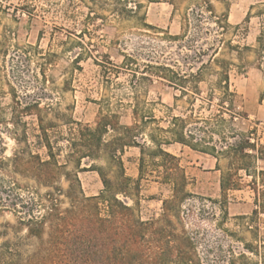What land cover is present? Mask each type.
<instances>
[{"label":"rangeland","instance_id":"rangeland-1","mask_svg":"<svg viewBox=\"0 0 264 264\" xmlns=\"http://www.w3.org/2000/svg\"><path fill=\"white\" fill-rule=\"evenodd\" d=\"M210 1L216 15L227 11L231 28L226 39L240 47H255L260 26L255 12L263 0ZM200 2L0 0V179L3 181L0 225H15L17 216L21 215H16L8 206L9 199L19 193L29 200L37 187L32 179L12 171L14 158L28 157L30 153L46 158L45 149L38 145L35 137L38 133L35 116L22 115L15 124L14 114L20 115L17 111L22 107L38 101L46 121L71 117L93 127L102 109L103 113L108 110L118 113L120 123L128 125L132 105L138 101L144 114L152 113L161 120L159 124L165 126L171 116L185 113V104L182 101L174 104L173 95L178 91L152 75L153 66L164 65L179 72L194 71L201 64L215 68L209 61L210 47L216 45L217 37L212 22L202 21L201 27L208 30L197 36L195 19L189 15L188 37L172 38L182 34L185 14ZM250 7H253L251 17L245 22ZM207 48L200 56L198 52ZM224 57L231 63L229 78L236 95V111L246 115L232 127L235 131L255 127L251 141L262 147L264 155V59L259 65L252 51H244L242 60L234 54ZM205 71V78L199 84L202 95L214 80V76ZM12 93L18 101L14 114ZM215 101L212 100L211 109L203 103L196 112L208 115L214 110ZM201 102L196 100L195 108ZM65 132L63 124L52 128L51 135L57 137V145L62 149L57 158L59 162L64 160L66 142L61 137ZM147 145L151 147L149 142ZM166 149L178 157L189 181L186 186L189 195L176 212H171V219L192 236L203 264H259V257L244 247L245 243H250L260 250L264 244V210L257 215L252 213L254 194L248 185L251 176L240 171V188L228 190L224 202L219 182L226 167L225 159L220 158L217 166L212 155L188 146L171 143ZM138 155L137 147H126L120 155L125 173L132 179L137 178ZM90 164L109 167L107 155L102 153L98 159L82 161L81 167L87 170L78 171L77 175L86 196L102 189L98 174L87 168ZM253 165L251 173L254 168L264 170L261 159L255 160ZM60 184L66 187L62 179ZM259 187L264 189V185ZM39 191L43 192V188ZM170 195L171 186L160 182L154 173L140 181L137 198L118 197L132 206L140 219L146 220L162 215V199ZM9 236H13L11 230ZM33 244L31 240L29 249Z\"/></svg>","mask_w":264,"mask_h":264},{"label":"trees","instance_id":"trees-1","mask_svg":"<svg viewBox=\"0 0 264 264\" xmlns=\"http://www.w3.org/2000/svg\"><path fill=\"white\" fill-rule=\"evenodd\" d=\"M167 1L173 4V0ZM252 9L250 7L246 13L245 22L250 19ZM190 11L185 14L182 34L172 38L188 37L189 15L195 19L197 36L208 30L201 27L202 21L212 22L217 37L214 39L216 45L210 47L209 61L215 68L201 64L194 71L179 72L164 65L153 66L151 74L178 91L173 95L174 104L177 101L185 104V113L171 116L165 126H161V120L152 113L144 114L138 101L132 105L128 125L120 123L118 113L109 110L103 113L102 109L98 111L93 127L71 117H57V122L46 121L38 101L17 111L18 101L12 93V114L21 113L14 114L13 123L20 122L22 115L35 116L38 129L35 137L38 145L45 149L46 158L30 153L28 157L16 156L13 160L12 171L32 179L38 189L32 191L29 200L19 193L9 199L8 206L16 211V215H21L17 216L15 225H0V264H203L192 236L179 229L171 219V212H176L189 195L186 190L188 176L178 157L166 149L171 143L212 155L217 166L220 158L226 160L219 182L224 202L228 190L240 188V171L251 176L248 185L254 194L252 213L257 215L264 210V189L259 187L264 185V170L254 168L251 173L255 160L264 161L262 147L251 141L255 127L245 131H235L232 127L235 121L246 118V115L236 111V95L229 78L231 63L224 57L234 54L242 60L244 51H252L261 64L264 59V0L255 12L260 18V26L253 48L240 47L226 39L231 28L227 11L216 15L210 0H201ZM206 50L208 48L199 51V55H204ZM205 70L214 76V80L207 93L202 95L199 84L205 78ZM213 99L216 101L212 112L206 116L196 112L203 103L211 109ZM196 100L202 101L197 108ZM57 124L66 128V134L61 137L66 142L63 162L57 159L61 146L57 145V137L51 135ZM108 133L112 134L105 139ZM126 147L139 150L136 179L125 173L120 155ZM102 153L107 155L109 167L93 164L87 167L98 174L102 189L95 195L86 196L77 173L87 170L81 167L83 160L98 159ZM70 164L71 168H68ZM154 173L160 182L171 186V195L162 199L164 212L160 217L142 220L118 195L137 198L140 181ZM61 179L66 187L60 184ZM40 188L43 192L39 191ZM2 190L3 181L0 179V192ZM2 203L0 200V211ZM10 230L13 236H9ZM22 230L24 234L19 235ZM31 240L34 244L29 249ZM244 247L259 257V264H264V244L260 250L250 243H245ZM241 258L245 260L246 257L242 255Z\"/></svg>","mask_w":264,"mask_h":264}]
</instances>
